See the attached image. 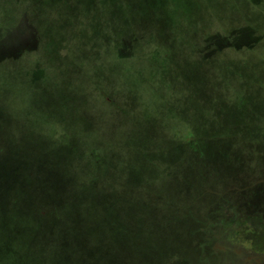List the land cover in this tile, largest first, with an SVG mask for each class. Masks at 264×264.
Returning a JSON list of instances; mask_svg holds the SVG:
<instances>
[{
	"label": "rangeland",
	"instance_id": "obj_1",
	"mask_svg": "<svg viewBox=\"0 0 264 264\" xmlns=\"http://www.w3.org/2000/svg\"><path fill=\"white\" fill-rule=\"evenodd\" d=\"M0 264H264V0H0Z\"/></svg>",
	"mask_w": 264,
	"mask_h": 264
},
{
	"label": "flooded vegetation",
	"instance_id": "obj_2",
	"mask_svg": "<svg viewBox=\"0 0 264 264\" xmlns=\"http://www.w3.org/2000/svg\"><path fill=\"white\" fill-rule=\"evenodd\" d=\"M205 39H206V36H205ZM162 48H163V52H164V54L166 53H168L169 52V55L170 54H172L171 53V50H168V49H166L165 47H164V45L162 44V46H161ZM201 50H203V47H201ZM196 54H201V55H205V53L203 54L200 50L198 51V52H195ZM207 54L209 53V52H206ZM175 58V57H174ZM201 58V57H200Z\"/></svg>",
	"mask_w": 264,
	"mask_h": 264
}]
</instances>
